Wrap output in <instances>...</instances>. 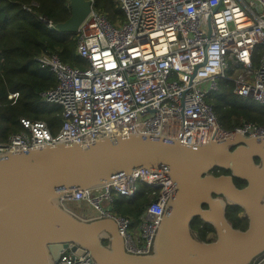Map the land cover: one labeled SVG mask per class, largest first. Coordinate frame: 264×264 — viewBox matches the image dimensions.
<instances>
[{
    "label": "built area",
    "instance_id": "obj_1",
    "mask_svg": "<svg viewBox=\"0 0 264 264\" xmlns=\"http://www.w3.org/2000/svg\"><path fill=\"white\" fill-rule=\"evenodd\" d=\"M87 1L91 12L75 34L76 55L87 67L65 64L49 52L35 58L56 79L40 99L62 109L58 133L45 121L22 118L21 131L0 142V154L106 134H157L159 127L167 137L189 145L235 134L264 137V128L249 123L223 130L207 102L223 80L233 84L235 96L264 108V0H115L121 16L113 22L96 8V0ZM22 8L59 32L53 21L37 15L38 3ZM17 97L8 95L9 100ZM141 184L151 189L150 204L135 224L118 216L113 204L119 197H134ZM174 190L166 173L141 169L97 190H74L61 203L70 210L85 205L92 212L86 220H115L126 250L148 254ZM71 247L54 264H94L88 252L79 255Z\"/></svg>",
    "mask_w": 264,
    "mask_h": 264
},
{
    "label": "water",
    "instance_id": "obj_2",
    "mask_svg": "<svg viewBox=\"0 0 264 264\" xmlns=\"http://www.w3.org/2000/svg\"><path fill=\"white\" fill-rule=\"evenodd\" d=\"M70 10L57 29L75 35L91 3L70 0ZM141 169L166 173L175 189L148 254L126 250L115 220H85L61 203L74 190H97ZM217 170L229 174L216 176ZM235 180L246 185L239 188ZM230 206L242 209L246 230L229 223ZM196 218L213 227L215 240H199L191 229ZM70 247L79 255L88 252L94 264H259L264 259V137L235 134L189 145L159 127L157 134H106L0 154V264H54Z\"/></svg>",
    "mask_w": 264,
    "mask_h": 264
},
{
    "label": "trees",
    "instance_id": "obj_3",
    "mask_svg": "<svg viewBox=\"0 0 264 264\" xmlns=\"http://www.w3.org/2000/svg\"><path fill=\"white\" fill-rule=\"evenodd\" d=\"M39 2L37 15H43L56 25L66 22L71 16L70 0H0V142L21 131L20 119L45 121L56 135L62 123V109L48 105L40 99V93L56 86V79L46 69L35 64V58L42 53H54L63 63L86 68L87 62L76 55V35L50 31L22 6ZM96 8L115 21L121 13L115 9L114 0H96ZM260 55V51H259ZM259 56L255 59L258 61ZM220 90L211 94L207 102L219 119L223 130L232 132L245 123L264 128V108L244 100L233 93V84L219 81ZM18 94L9 100V94ZM258 162V161H256ZM216 176L229 174L226 171L214 173ZM242 188L245 182L235 180ZM151 189L141 184L132 198L119 197L113 204L116 214L132 219L137 224L144 209L150 204ZM243 211L236 206L226 210L229 223L239 230H246L248 221L240 219ZM191 229L202 242H208L214 233L211 225L196 218ZM107 245V242H103Z\"/></svg>",
    "mask_w": 264,
    "mask_h": 264
},
{
    "label": "rangeland",
    "instance_id": "obj_4",
    "mask_svg": "<svg viewBox=\"0 0 264 264\" xmlns=\"http://www.w3.org/2000/svg\"><path fill=\"white\" fill-rule=\"evenodd\" d=\"M115 1V0H114ZM36 3H38V5H39V8L38 9H40V4H39V2H36ZM115 5V4H114ZM116 9V8H115ZM117 10V9H116ZM39 16H43V15H39ZM43 17H45V16H43ZM71 210L72 211H74L77 215H79L80 217H82V216H84V217H86V216H88L89 214H92V212H91V210L89 211L88 210V208H85V207H83V206H80V205H72V207H71ZM87 210V211H86ZM85 211H86V216H85ZM118 215V214H117ZM118 216H121V215H118ZM135 232H137L136 231V229H135ZM210 240H215V238H209Z\"/></svg>",
    "mask_w": 264,
    "mask_h": 264
},
{
    "label": "flooded vegetation",
    "instance_id": "obj_5",
    "mask_svg": "<svg viewBox=\"0 0 264 264\" xmlns=\"http://www.w3.org/2000/svg\"><path fill=\"white\" fill-rule=\"evenodd\" d=\"M219 171H221V170H217V171H215V172L219 173ZM215 172H214V173H215ZM239 217H240V219L245 220V219L243 218L242 214H240ZM208 238H216V233L214 232V233L209 234Z\"/></svg>",
    "mask_w": 264,
    "mask_h": 264
},
{
    "label": "crops",
    "instance_id": "obj_6",
    "mask_svg": "<svg viewBox=\"0 0 264 264\" xmlns=\"http://www.w3.org/2000/svg\"><path fill=\"white\" fill-rule=\"evenodd\" d=\"M81 206L87 208L85 205H81ZM88 210H89V209H88ZM86 211H87V210H86ZM86 211H85V216L87 215V214H86ZM89 211H90V210H89ZM90 216H91V214H89V215L86 216V217L82 216L81 218L86 220V219H88Z\"/></svg>",
    "mask_w": 264,
    "mask_h": 264
}]
</instances>
